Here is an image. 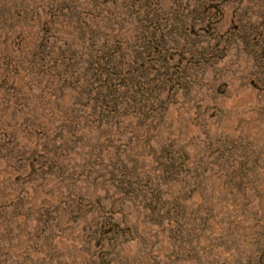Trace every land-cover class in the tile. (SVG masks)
Segmentation results:
<instances>
[{
    "label": "rangeland",
    "instance_id": "rangeland-1",
    "mask_svg": "<svg viewBox=\"0 0 264 264\" xmlns=\"http://www.w3.org/2000/svg\"><path fill=\"white\" fill-rule=\"evenodd\" d=\"M10 131L27 148L24 191L45 193L18 221L31 240L0 227V264H57L34 234L49 227L54 246L90 242L87 264H264V0H0V139ZM15 153L0 141V191ZM36 159L53 185L36 184ZM193 167L216 182L211 209L194 196L139 219L148 236L99 257L120 180L137 202L150 193L141 209ZM58 191L80 198L47 216Z\"/></svg>",
    "mask_w": 264,
    "mask_h": 264
},
{
    "label": "trees",
    "instance_id": "trees-1",
    "mask_svg": "<svg viewBox=\"0 0 264 264\" xmlns=\"http://www.w3.org/2000/svg\"><path fill=\"white\" fill-rule=\"evenodd\" d=\"M54 120L57 119V117L53 116ZM29 130V128H28ZM13 131H10L7 136H3V139H0V141H5L8 142V144L11 145V149L16 150V153L14 154L13 157H11V160L14 162H18V165H15L14 167L11 168V171H15L10 176L15 175V180H8L9 183L3 186V191H0V211L4 212L7 210V207L11 208V214L9 215L8 218L5 216H2L0 214V227H1V232L4 233L5 231L7 232L5 236H10V232L15 231L17 228V235H15V238L22 239L23 236H26L27 240H31V234L29 232H26L25 234L20 233L24 229L20 227L21 223L18 222L20 220V217L23 216V212L25 211H30V210H39L40 208L37 207V198L39 199L41 196L44 195L43 192H36V195L33 196L32 198L28 195L26 191H24L25 186L28 185L29 182L33 181L31 180L32 178H24L26 175H22L23 171L22 169L25 170V165L27 164L25 154L27 151V148L20 146V142L14 134H11ZM12 135V136H10ZM8 138V139H7ZM7 140V141H6ZM5 145V143H4ZM40 160V159H39ZM39 160L31 161V165L33 167V171L37 172L38 174L33 177L34 179H39L36 180V184L40 185L43 189V186H50L53 185L52 182H48L43 175L45 174L42 171H46L51 169L52 163L49 162H42L41 165L39 163ZM36 163L38 164L39 169H34L36 166ZM50 163V164H46ZM173 163V162H172ZM180 170V169H179ZM171 171V170H170ZM172 172H169L168 177L166 179H169L168 183H163L160 185V187L164 186L166 188L165 194L161 193L158 188V193L157 196L154 200V202L149 203L147 206H142L141 209H139V203L142 202V199H147L148 195L146 196L143 195L142 199H139V201H136V195L133 194L132 192L129 193V191L124 190L121 187H124V185H127V182H124V180H120V187H117V193L120 197H118L117 200L112 201V205H116L117 208H112L111 212H107L106 215H102V219L96 220V225L99 227V238L96 244H94V247L99 251L100 256L102 258V255L107 258L110 254H115V251L121 249L122 243L127 242L129 239H134L142 240L144 239L145 236H148L146 234H143L146 229V223H141L139 219H141L143 222H148L149 218H152L153 215L157 217H165L169 216V212H178L179 210H185L191 205V200L194 196H198L199 202H197V205L200 206V208L204 209H211L213 206V200L212 196L214 195L215 189L214 186L216 185L215 180H212L210 178H204L202 176V172H198L195 167H193V178H189L186 180L185 178H178V177H173ZM167 173V171H166ZM175 173V172H173ZM19 177V178H18ZM28 179H30L28 181ZM19 180V181H18ZM21 180V185L18 183ZM32 183V182H31ZM59 183H62V180H59ZM130 183V182H129ZM159 186V185H158ZM35 187V186H34ZM208 187H213V191H211L209 194H207L206 189ZM10 190V193L12 194H7L4 190ZM27 189V188H26ZM18 191H24L23 193H18ZM135 191V190H133ZM188 191L189 194H188ZM64 195L61 191H58V193L51 194L49 193L48 198L51 197V201L53 204H55L56 209L48 211L46 209L45 215H50L53 214V212H57L59 215H64L65 214V209H62V205L64 206L65 203H68V200L70 202H73V199L77 197V195H72L71 192H67ZM155 195V192L152 193ZM27 197V198H25ZM69 198V199H66ZM77 198H80L79 196ZM66 199V200H65ZM72 199V200H71ZM212 200V201H211ZM80 201V200H79ZM45 203V202H43ZM160 204H163L161 208H158ZM190 204V205H189ZM27 205V206H26ZM45 205V204H44ZM43 205V206H44ZM42 206V207H43ZM51 207V205H50ZM26 208V209H25ZM61 208V209H60ZM43 211V210H39ZM102 212H104L102 208ZM148 213V216H147ZM43 214V213H42ZM114 214H120L123 216V219L121 222H117L113 220ZM39 218L41 219V215L38 214ZM38 218V219H39ZM48 218V217H47ZM39 219V220H40ZM54 219V218H53ZM37 220L36 222H38ZM41 221V220H40ZM162 221L163 219L159 220L156 222V225L162 226ZM180 218L175 217V218H168V224L175 223L176 225H179ZM206 221V220H205ZM54 222H57V218L54 219ZM101 227V229H100ZM22 229V230H21ZM35 236L37 235L38 237H43L44 239V245L47 246L48 252L52 253L50 255L51 261L55 260L57 264H61L60 262V257H62V251L65 250L69 252L68 254V263L69 264H87V259L89 257H92L93 253L89 252L88 247H90V242H86V244L83 245L81 243V246L78 248L77 246H72L71 250L66 249V244L61 243L62 245H57L54 246L52 244H49L47 238L51 235H54V231L52 232L51 227L44 228L43 230H39V232L34 233ZM112 236H108V235ZM34 236V235H33ZM64 232L63 230H60L58 233V230L55 233V237H57V240H64ZM132 236V237H130ZM122 238V240L120 239ZM182 238V235H181ZM120 239L119 241H117ZM19 242V241H18ZM26 241L20 245V247L24 246L26 247L25 249H28L30 246L25 244ZM43 244V243H42ZM70 244H75L74 242ZM77 245V244H76ZM77 249V250H75ZM117 249V250H116ZM0 256L3 255V250L1 248L0 250ZM95 256V253H94ZM94 259V258H93ZM96 259V258H95ZM66 264V263H62Z\"/></svg>",
    "mask_w": 264,
    "mask_h": 264
}]
</instances>
